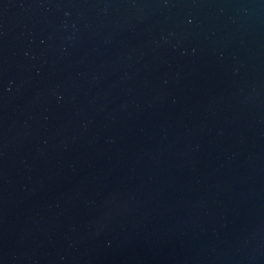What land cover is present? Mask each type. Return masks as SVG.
<instances>
[{
    "label": "water",
    "instance_id": "water-1",
    "mask_svg": "<svg viewBox=\"0 0 264 264\" xmlns=\"http://www.w3.org/2000/svg\"><path fill=\"white\" fill-rule=\"evenodd\" d=\"M0 264H264V0H0Z\"/></svg>",
    "mask_w": 264,
    "mask_h": 264
}]
</instances>
